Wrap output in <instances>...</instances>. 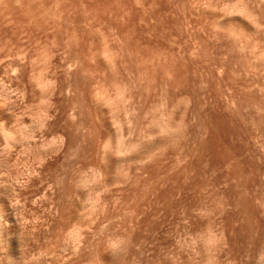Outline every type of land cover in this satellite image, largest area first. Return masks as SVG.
Instances as JSON below:
<instances>
[{
    "label": "rangeland",
    "instance_id": "1",
    "mask_svg": "<svg viewBox=\"0 0 264 264\" xmlns=\"http://www.w3.org/2000/svg\"><path fill=\"white\" fill-rule=\"evenodd\" d=\"M0 264H264V0H0Z\"/></svg>",
    "mask_w": 264,
    "mask_h": 264
}]
</instances>
